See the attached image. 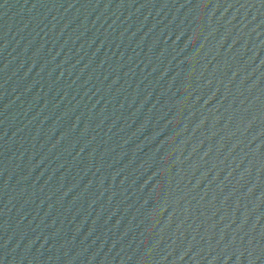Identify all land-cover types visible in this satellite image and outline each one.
Masks as SVG:
<instances>
[{"label":"water","instance_id":"water-1","mask_svg":"<svg viewBox=\"0 0 264 264\" xmlns=\"http://www.w3.org/2000/svg\"><path fill=\"white\" fill-rule=\"evenodd\" d=\"M0 264H264V0H0Z\"/></svg>","mask_w":264,"mask_h":264}]
</instances>
